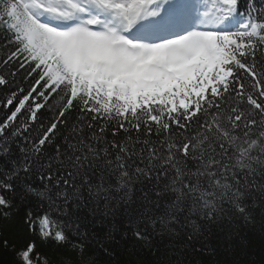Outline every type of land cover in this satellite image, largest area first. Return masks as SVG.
<instances>
[{
  "label": "snow or ice",
  "instance_id": "snow-or-ice-1",
  "mask_svg": "<svg viewBox=\"0 0 264 264\" xmlns=\"http://www.w3.org/2000/svg\"><path fill=\"white\" fill-rule=\"evenodd\" d=\"M0 111V217L24 206L29 237L0 236L12 264H98L87 224L118 208L120 240L182 264L200 221L264 214V7L0 0Z\"/></svg>",
  "mask_w": 264,
  "mask_h": 264
},
{
  "label": "trees",
  "instance_id": "trees-1",
  "mask_svg": "<svg viewBox=\"0 0 264 264\" xmlns=\"http://www.w3.org/2000/svg\"><path fill=\"white\" fill-rule=\"evenodd\" d=\"M245 0H241L242 9ZM257 7H264V0H256ZM3 112L0 111V117ZM19 203V200L16 201ZM25 207L21 206L18 213L5 220L0 217V236L7 237L13 243H22L28 239V233L23 229L21 217ZM102 223L93 226L87 224L88 236L83 238L91 245L98 257V264H157L159 253L153 255V251L141 242L131 238L129 232L128 240H120V232L126 229L127 217L122 208L116 209L107 218L97 216ZM91 220V218H89ZM203 233L196 240L188 245L186 250L180 252L182 264H264V214L257 209L255 222L246 224L239 218H234L230 223L226 219L209 223L200 221ZM115 225L119 231L115 233L119 243L109 242L108 231ZM187 231V230H185ZM38 246L47 251L50 255L63 251L57 249L53 244L44 245L36 238ZM77 239V237H73ZM184 232L174 238V243H184ZM170 240L167 235L154 237L153 246L160 252L174 251L169 249ZM107 248V252L104 249ZM9 249L0 246V264H12L13 253ZM200 249V251H197ZM176 256H172L175 261Z\"/></svg>",
  "mask_w": 264,
  "mask_h": 264
}]
</instances>
